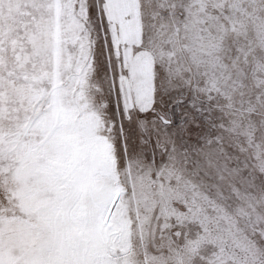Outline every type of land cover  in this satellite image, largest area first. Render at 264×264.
Returning <instances> with one entry per match:
<instances>
[{
	"label": "snow or ice",
	"instance_id": "1",
	"mask_svg": "<svg viewBox=\"0 0 264 264\" xmlns=\"http://www.w3.org/2000/svg\"><path fill=\"white\" fill-rule=\"evenodd\" d=\"M0 264H264V0H0Z\"/></svg>",
	"mask_w": 264,
	"mask_h": 264
}]
</instances>
